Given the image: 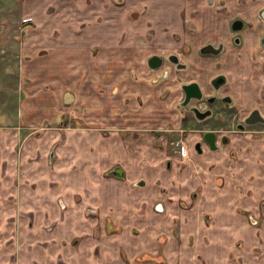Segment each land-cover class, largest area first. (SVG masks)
Returning a JSON list of instances; mask_svg holds the SVG:
<instances>
[{
    "label": "rangeland",
    "instance_id": "1",
    "mask_svg": "<svg viewBox=\"0 0 264 264\" xmlns=\"http://www.w3.org/2000/svg\"><path fill=\"white\" fill-rule=\"evenodd\" d=\"M263 16L264 0H0V197H31L32 188H38V195L47 191L46 197L56 201L52 216L69 215L63 230L56 227V215L44 225L48 235L42 245L57 244L49 254L53 264H264L262 217L240 209L248 222L254 217L255 225L249 233L233 229L226 239L208 231L216 221L205 219L212 207L204 199L197 201L204 188L192 192L196 200L168 191L170 184L182 190L198 180L202 184L204 173L198 180L196 173L212 171L210 151L204 148L198 155L193 146L204 132L223 134L227 129L230 143L220 151L231 157L242 148L252 149L254 126L239 132L234 124L257 107L252 71L254 52L258 55L264 47ZM234 19H241L246 29L233 32ZM138 35L142 46L132 47L129 58L120 51L124 47H109L111 37ZM234 36L239 43H234ZM219 42L224 51L218 55L200 53L202 46ZM171 54L185 68L172 64ZM152 55L163 59L157 69L147 64ZM221 75L226 83L216 95L228 97L230 105L216 103L211 118L197 121L189 109L195 102L181 104V86L197 82L205 96H212V80ZM114 115L117 125L111 123ZM126 116L134 122L144 118L143 128L124 125ZM45 133L53 135L46 149L39 143L41 149L18 154L27 137ZM91 133L97 136H81ZM175 164L192 167L194 174L189 176L186 168L177 177ZM157 165L160 170L141 174L146 166ZM116 168L124 171L123 179L113 176ZM112 179L118 183L107 185ZM139 180L155 190L133 192L130 187ZM161 194L180 204L181 211L193 209L197 202L206 209L196 224H187L177 211L181 225L175 222L172 233L180 237L183 248L181 255L170 258L141 246L152 238L160 245L168 239L156 229L143 232L140 221L150 212L144 198L150 201ZM156 202L160 203L152 204ZM4 208L7 215L21 210L28 214L17 224L31 229L28 206ZM127 217L138 221H125ZM252 254L257 255L254 262L249 260ZM78 255L81 259L76 261Z\"/></svg>",
    "mask_w": 264,
    "mask_h": 264
},
{
    "label": "crops",
    "instance_id": "2",
    "mask_svg": "<svg viewBox=\"0 0 264 264\" xmlns=\"http://www.w3.org/2000/svg\"><path fill=\"white\" fill-rule=\"evenodd\" d=\"M161 5L156 4V9H159ZM154 8V7H153ZM127 22V20H126ZM116 26V27H114ZM112 28V26H110ZM117 25H113V31L114 35L116 33ZM142 37H139V35L134 37H129L126 39L123 38H117V37H111L110 41H108L109 47L114 46H122L124 48L120 49V51L123 52L126 58H129L131 56L132 51L130 50L132 47L135 46H142L141 45V39ZM251 42L247 43V45H250ZM253 44V43H251ZM129 51L128 55L126 54ZM254 66L252 71V77H253V92H254V103L256 104V108H258L262 115L264 116V47L259 49V53L257 55L256 52H254ZM122 87H118V90ZM117 93V92H116ZM119 93V92H118ZM127 96V95H126ZM124 108V107H122ZM97 115L100 114L96 113ZM114 119H111V123L117 125L116 119L117 115H114ZM129 116V115H128ZM126 116V118L123 119V124L127 127L138 126L140 128H143L144 124L142 120L144 118H138V121L134 122L132 119ZM111 117H109L110 119ZM254 131L255 134L252 138V149L247 150L242 148V150L237 151L236 157H231L230 154L226 151H214L210 152V157L213 158V162L211 165L212 171L208 172L207 174L204 171H198L196 173L197 180L198 178H201L199 176H202L204 173V182L201 184L200 180L197 181L195 186H186L185 189L182 190V187L176 184H170L168 191H172V193L177 192L180 194H183L184 196H191L193 199L196 200L195 197H193V191L196 189H202L204 188L203 198L200 196L197 198V201H202L204 199V202L206 206H209V213H211L207 218L210 222L216 221V224L210 225L208 227V231L210 234H213L214 232L219 233L220 236L229 239L233 236L231 231L233 229H238L243 233L244 231H247L248 233L251 232V226H254L253 223L254 217L249 216V222L248 218L239 212V210H244L245 208H249L251 212H253V215L257 216L259 215L263 219L264 223V124H256L254 125ZM82 138H88V137H94L97 136V134L91 133V134H82ZM120 135H115L116 140ZM38 137H35L33 135L27 137L25 139V146L22 148H25V151L19 149L20 153L22 152V156H26V151L31 154L30 150H33L34 147L39 146V143L45 147L49 146L52 143L53 135L45 133L41 138H38V143L33 146L32 143H34L37 140ZM115 139V138H114ZM14 140V137H13ZM20 140V139H19ZM12 141V139H11ZM27 143V144H26ZM27 145V147H26ZM41 145L39 148L41 149ZM29 148V150H28ZM46 149V147H45ZM44 149V150H45ZM18 150V145L16 152ZM153 150V149H152ZM161 151V150H160ZM18 155V156H19ZM166 156V155H165ZM145 167V166H144ZM173 170L177 169L176 175L180 178V172L183 169V171L186 172V168H188V174L189 176H192L194 173V169L190 166L188 167H172ZM201 168V167H200ZM160 170L161 167L159 165L152 167H145L141 170L142 175H148L151 173V171ZM202 169V168H201ZM197 170V169H195ZM205 170V169H204ZM114 171L117 172V175L114 174ZM112 173L113 176L119 180L123 179L124 177V171L121 169L116 168ZM34 172V171H33ZM168 172H171L168 171ZM196 177V176H195ZM118 183V181L112 179L110 182H106L107 185H114ZM158 184V183H157ZM41 185V184H40ZM163 185V184H162ZM203 186V187H202ZM31 187V184H30ZM24 188V187H23ZM32 188V187H31ZM95 188V187H93ZM133 192L139 191L141 195L145 194L147 191H154L155 188H151L150 184L144 180H139L137 182V185L134 187ZM151 188V189H150ZM16 189V188H15ZM1 190V189H0ZM26 190V188H24ZM38 188L34 189L32 188L31 193L34 194V196L31 197H22V198H4L0 197V222H4L3 224L0 223V264H53L52 257L49 255L51 252L54 251V248L57 247L50 245L44 246L42 243L44 242L46 236L48 233L45 230L44 225L48 223H52L53 220H56L55 215L58 217L59 224L56 226L57 228H61L63 230V226H65L63 223L69 221V215H63L62 218H60V215L57 213L54 216L50 213L52 207H57L56 201L53 202L49 197H46V195L49 194V192L45 191V196L38 195ZM157 192L161 193L162 190L160 188H157ZM30 193V194H31ZM162 195V194H161ZM197 195V194H196ZM201 195V194H199ZM95 198H98L99 196H93ZM143 199V197H141ZM162 199V200H161ZM153 200H158L160 203L152 204ZM144 203H147L146 207H150V209L146 211H150L142 216V219L140 221H143L141 223L144 230L143 232H150L151 229H156L159 231V233H162L168 237L167 241L160 245V243L156 240V238H152L151 242L148 241L147 244H143L142 250H151L154 252L162 251L165 255H169V258L171 255H181L180 252L182 251V245L180 237L173 235V226L174 223L177 222V226L181 225L180 220H176V216H178L180 213V204L173 201L172 199L165 200L163 195L161 197H154L152 200L147 201V199L144 198ZM136 203V202H134ZM138 204V203H136ZM197 202L194 205V208L187 211H181V213L184 215L185 221L187 224L189 221L195 222V224L200 220L202 217L201 211H205V208H200ZM15 205H21V206H28L29 212L32 214L33 217V225L31 226V229H22V226L20 224H17L21 221H23V218L25 219L27 215L12 211V213H9L8 215L6 213H3L5 211V206L8 208L14 207ZM197 206V207H196ZM46 207H50V209H46ZM69 207V205H68ZM153 207V208H152ZM70 208V207H69ZM67 210L68 208L65 207ZM214 209V210H213ZM13 210V209H12ZM46 210H48L46 213ZM59 215V216H58ZM80 215H77L76 218H78ZM82 221L84 220L83 216H80ZM138 221L137 219L133 218H125V221ZM176 220V221H175ZM245 220L249 223V227H245ZM172 222L171 225L166 222ZM41 223H44L43 225H40ZM156 223L158 227H156ZM186 225V224H185ZM38 228V229H37ZM241 233L238 235L241 236ZM99 241V240H97ZM46 242V241H45ZM44 242V243H45ZM56 242V241H55ZM66 246V245H65ZM162 248V249H160ZM58 251V250H57ZM62 253V251H59ZM83 251H80V254L82 255ZM59 254V253H57ZM78 254V253H77ZM257 254V253H256ZM256 254H252V258H249V260L253 261L257 258L254 256H257ZM49 255V256H47ZM81 255L77 256V260L79 261L81 259ZM62 257V256H61ZM168 258V259H169ZM259 258V256H258Z\"/></svg>",
    "mask_w": 264,
    "mask_h": 264
},
{
    "label": "water",
    "instance_id": "3",
    "mask_svg": "<svg viewBox=\"0 0 264 264\" xmlns=\"http://www.w3.org/2000/svg\"><path fill=\"white\" fill-rule=\"evenodd\" d=\"M241 24L242 23L240 20H236L233 22L232 28L238 29V28H240ZM220 51H221V45L218 48H215L213 45L207 44V45H204L203 47L200 48V52L202 54L211 53V54L215 55V54H218ZM168 59L171 63H174L178 69H182L185 67L184 64L179 63L178 57L176 55H173V54L169 55ZM147 62H148V65L150 68H157L162 64V59L157 55H152L151 57H149ZM223 78H224L223 76L215 77L212 80V84L214 85V87L217 88L221 83H223L224 82ZM182 90L184 92V99L181 103L182 106H187L191 100H193V99L199 100L202 97V92L200 90L198 83H196V82H190L187 84H183ZM214 99H215V97H212V98H209L208 100L210 102H212ZM190 110L194 113L195 117L198 120H203L211 114L210 110L202 112L200 109H198L195 106H192L190 108ZM258 122L264 123V118L261 116L258 109L252 110L249 113V115L245 118V121H244V123L247 125H252V124H255ZM203 138L208 143L211 150L216 149V146L214 144V141H215V133L214 132H212V131L205 132L203 135ZM195 150L197 151V153H201L199 143L195 144Z\"/></svg>",
    "mask_w": 264,
    "mask_h": 264
},
{
    "label": "flooded vegetation",
    "instance_id": "4",
    "mask_svg": "<svg viewBox=\"0 0 264 264\" xmlns=\"http://www.w3.org/2000/svg\"><path fill=\"white\" fill-rule=\"evenodd\" d=\"M236 20H240L241 21V26H240V28H238V29H233L232 28V24H233V22L234 21H236ZM230 27H231V30L233 31V32H238V31H243L244 29H246L245 28V26H244V22L241 20V19H234L232 22H231V25H230ZM233 41H234V43H239L240 42V39L238 38V37H236V36H234L233 37ZM260 43L262 44V46H264V33H263V35H262V37L260 38ZM208 44H211V43H208ZM207 45V44H206ZM211 45H213L215 48H218L220 45H221V51L220 52H222V51H224V44H222L221 42H219L217 45H215V44H211ZM203 47V46H202ZM219 52V53H220ZM201 53V52H200ZM218 53V54H219ZM202 54V53H201ZM218 54H215V55H218ZM172 55V54H171ZM173 55H176V54H173ZM203 55H214V54H211V53H208V54H203ZM158 56V55H157ZM177 56V55H176ZM151 57V56H150ZM160 57V56H159ZM169 57V56H168ZM178 57V56H177ZM161 59H162V57H160ZM149 59V58H148ZM148 59H147V61H148ZM169 60V59H168ZM178 60H179V57H178ZM162 63H163V59H162ZM179 63H181L180 62V60H179ZM147 64H148V62H147ZM172 64H174V63H172ZM162 65V64H161ZM160 65V66H161ZM175 65V64H174ZM149 66V65H148ZM159 66V67H160ZM176 66V65H175ZM159 67H157V68H159ZM157 68H152V69H157ZM185 68V67H184ZM183 69V68H182ZM222 76V75H221ZM224 77V76H223ZM223 83H221L217 88L216 87H214V85L212 86L213 87V91H214V93L212 94V96H205L204 95V93H203V91H202V88H201V86L199 85V87H200V90H201V92H202V97H201V99H199V100H196V99H193V100H191L190 101V103L191 102H195V107H197L198 109H200L202 112H204V111H207V110H210L211 111V114L209 115V116H207L205 119H203V120H198L196 117H195V115H194V113L192 112V114H193V116L195 117V119L197 120V121H205V120H207V119H209V118H211L213 115H214V109H213V106H214V104H216V103H222V104H226V105H228L229 103H230V99L227 97V98H223V97H221L220 95H216V92H217V90L219 89V88H221L223 85H225V83H226V78L224 77L223 78ZM197 83V82H196ZM181 89H182V86H181ZM183 91V90H182ZM212 97H215V99L212 101V102H210L208 99L209 98H212ZM183 99H184V92H183ZM183 101V100H182ZM190 103L188 104V105H190ZM205 105V106H201V105ZM187 105V106H188ZM230 105V104H229ZM185 107V106H184ZM192 106H190L189 107V109L191 108ZM254 109H258V108H254ZM254 109H252V110H254ZM251 110V111H252ZM250 111V112H251ZM258 111L260 112V114H261V116L264 118V116L262 115V113H261V111L258 109ZM249 112V113H250ZM249 113H248V115H249ZM248 115H246L244 118H243V121L241 120V122L240 121H238V122H235V124H234V127H235V129L237 130V131H239V132H244V131H246L247 130V127H249V126H254V125H256V124H262V123H255V124H252V125H247V124H245L244 123V121H245V118L248 116ZM264 124V123H263ZM209 131H212V132H214L215 133V141H214V144H215V146H216V149L215 150H211L210 149V147H209V145H208V143L204 140V138H203V135H204V133L202 134V136H201V138L198 140V141H196L195 143H194V150H195V144L196 143H199V147H200V149H201V153H197V151L195 150V152H196V154H198V155H202L203 153H204V148H207V150L208 151H210V152H214V151H220L221 149H222V147L224 146V145H226L227 143H230V142H228L229 140H228V137H229V135H228V133H227V129L225 130L226 132L225 133H223V134H218L217 133V131H215V130H209ZM208 132V131H207ZM114 174H116L117 175V172H115L114 171Z\"/></svg>",
    "mask_w": 264,
    "mask_h": 264
}]
</instances>
